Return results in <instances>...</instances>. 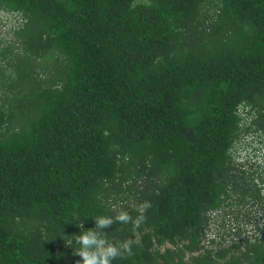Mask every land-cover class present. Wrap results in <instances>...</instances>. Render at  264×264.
Masks as SVG:
<instances>
[{
	"label": "trees",
	"instance_id": "obj_1",
	"mask_svg": "<svg viewBox=\"0 0 264 264\" xmlns=\"http://www.w3.org/2000/svg\"><path fill=\"white\" fill-rule=\"evenodd\" d=\"M0 9L25 19L0 36V264H76L78 219L135 218L144 201L138 229L102 230L136 241L112 264H264L263 177L233 160L264 132V0Z\"/></svg>",
	"mask_w": 264,
	"mask_h": 264
},
{
	"label": "clouds",
	"instance_id": "obj_2",
	"mask_svg": "<svg viewBox=\"0 0 264 264\" xmlns=\"http://www.w3.org/2000/svg\"><path fill=\"white\" fill-rule=\"evenodd\" d=\"M25 22L23 13L20 10H2L0 9V36L5 39L4 42H10L14 37L15 30ZM251 107L244 102L237 106V112L248 123L252 120ZM257 133L262 135L258 138ZM236 152L234 158L237 165H243L245 169L256 171L262 175L263 180L257 181L264 195V132L259 130L248 132V135L238 138L236 143ZM255 149V150H254ZM259 152V154H258ZM151 207L149 201H144L136 207L138 215L133 218L129 212L113 206L110 211L115 212L114 216L100 215L94 219V229H84V224L78 219L77 227L81 229L80 234L71 236L67 245L73 248V255L81 259L76 264H112L114 260L125 258L133 254L132 248L136 243L133 239H126L119 242H110L107 234L102 231L109 226L120 224H131L135 231L145 221V213ZM259 223L264 222L261 218ZM262 221H261V220Z\"/></svg>",
	"mask_w": 264,
	"mask_h": 264
},
{
	"label": "rangeland",
	"instance_id": "obj_3",
	"mask_svg": "<svg viewBox=\"0 0 264 264\" xmlns=\"http://www.w3.org/2000/svg\"><path fill=\"white\" fill-rule=\"evenodd\" d=\"M2 84V82L0 81V85ZM1 87H2V85H1ZM4 93H3V91L0 89V95H3ZM258 179V178H257ZM256 179V180H257ZM259 180V179H258ZM248 207L250 208V211H251V209L253 208V209H255V206H252V205H248ZM256 219H257V217H255ZM254 218V219H255ZM253 223V222H252ZM245 229H244V231L241 233V236L238 238V239H244L245 240V238L246 237H251L252 235H253V233L255 232L253 229H252V226L251 225H249V226H247V227H244ZM187 258V257H186Z\"/></svg>",
	"mask_w": 264,
	"mask_h": 264
},
{
	"label": "flooded vegetation",
	"instance_id": "obj_4",
	"mask_svg": "<svg viewBox=\"0 0 264 264\" xmlns=\"http://www.w3.org/2000/svg\"><path fill=\"white\" fill-rule=\"evenodd\" d=\"M257 136H258V138H259V137H261L262 135H260V133H257ZM254 150H255V149H254ZM258 154H259V152H258ZM255 181H258V180H255ZM232 198L235 199V197H232ZM234 201H235L236 203L238 202L237 199L234 200ZM241 202H242L241 204H244L245 201H241ZM245 205L248 206V203H245Z\"/></svg>",
	"mask_w": 264,
	"mask_h": 264
}]
</instances>
